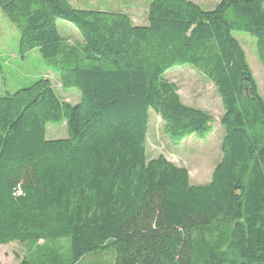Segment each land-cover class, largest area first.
Masks as SVG:
<instances>
[{"label":"trees","instance_id":"obj_1","mask_svg":"<svg viewBox=\"0 0 264 264\" xmlns=\"http://www.w3.org/2000/svg\"><path fill=\"white\" fill-rule=\"evenodd\" d=\"M21 55L58 56L61 99L47 78L0 95V245L32 247L20 264H59L112 250L111 264H264V97L234 35L256 37L264 82V0H149L145 25L67 0H0ZM81 42L68 45L58 22ZM189 67L220 95L221 158L209 182L162 155L147 158L150 110L177 145L208 135L213 118L185 106L165 77ZM64 121L65 138H46ZM37 248V247H36ZM0 264H2L0 262Z\"/></svg>","mask_w":264,"mask_h":264},{"label":"rangeland","instance_id":"obj_2","mask_svg":"<svg viewBox=\"0 0 264 264\" xmlns=\"http://www.w3.org/2000/svg\"><path fill=\"white\" fill-rule=\"evenodd\" d=\"M73 7L80 9H104L126 13L136 25H145L149 0H67ZM202 8H212L219 0H191ZM58 29L68 45L81 42L80 34L72 24L60 21ZM242 45L259 93L264 97L263 69L256 48V37L244 31H234ZM19 31L8 18L0 12V95L13 93L28 86L36 79L47 78L51 81L61 99L74 104L80 99L76 88L62 87L58 80L55 61L58 56H42L37 49L21 55L19 52ZM165 77L177 87L181 102L190 108L207 112L212 118V131L208 135H191L177 145L163 133L159 115L150 110L149 128L146 141L147 158L159 155L177 166L184 167L192 184L209 182L216 163L221 158V139L224 130L220 120L223 106L216 87L189 67H175L166 72ZM67 129L64 121L46 123V138H65ZM42 240L35 247L30 243L18 241L0 245L2 264H20L28 252L39 253ZM45 252L61 248L59 264H64L69 248V239H54L46 245ZM37 247V248H36ZM112 250H95L85 254L74 264H111Z\"/></svg>","mask_w":264,"mask_h":264}]
</instances>
